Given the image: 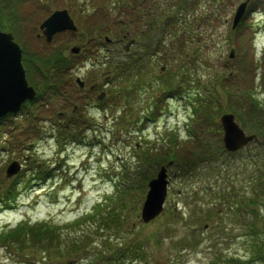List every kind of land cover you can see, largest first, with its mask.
<instances>
[{
  "label": "rangeland",
  "instance_id": "374dc122",
  "mask_svg": "<svg viewBox=\"0 0 264 264\" xmlns=\"http://www.w3.org/2000/svg\"><path fill=\"white\" fill-rule=\"evenodd\" d=\"M245 1L143 0L162 29L155 39V31L146 37L145 26H131L140 41L134 53L143 46L138 35L143 32L147 45L158 43V57L150 49L146 56L152 60L144 59V50L136 59L137 54L126 55L127 42L116 43L109 47L116 53L108 65L107 50L95 54L90 45L77 67L68 62L52 86L44 89L39 70L30 75L31 85L42 86V97L0 122V264H264V144L229 154L222 143L226 114L264 143L250 116L254 105L264 112V0H252L234 29ZM42 4L28 0L16 6L17 41L32 62L36 53L59 51L67 57L71 47L80 46L70 34L58 35L51 45L39 37L40 25L56 10L67 9L80 34L93 20L94 26L110 24L114 38L130 16L126 0ZM89 14L93 18L86 19ZM102 35L101 41L108 33ZM108 69L115 75L105 79L94 73ZM86 74L94 76L80 91L75 80L85 81ZM93 80L98 88L91 95ZM74 107L81 136L76 141L83 143L65 139L61 150L55 138ZM169 146L175 169L169 173L165 209L143 224L141 180ZM13 163L20 172L7 178ZM50 170L47 178H36ZM119 189L124 194L115 196ZM108 198L117 200L113 207L119 217L108 228L103 218L100 230L93 223L99 219L87 216L98 205L110 206ZM23 222L51 226L60 235L58 243L46 251L2 238L26 229ZM77 235L88 237L68 258L65 239ZM256 241L263 244L262 263L250 261Z\"/></svg>",
  "mask_w": 264,
  "mask_h": 264
},
{
  "label": "water",
  "instance_id": "95a60500",
  "mask_svg": "<svg viewBox=\"0 0 264 264\" xmlns=\"http://www.w3.org/2000/svg\"><path fill=\"white\" fill-rule=\"evenodd\" d=\"M246 6L247 2L241 4L237 10L233 23L234 28L243 17ZM41 29L48 43L58 33L76 32L77 30L67 11L53 13L44 22ZM72 52L78 53L79 50L73 49ZM83 86V83L80 82V87ZM36 98V92L28 86L26 81L22 66V48L15 42L11 33L0 31V119L8 114L18 113L24 102H33ZM221 123L224 131V146L230 153L236 152L256 140L254 136H246L232 115L223 116ZM20 169L18 163H13L7 171V177L11 178L17 175ZM168 185L167 171L165 167H162L156 178L148 183V192L141 210L143 223H149L163 211Z\"/></svg>",
  "mask_w": 264,
  "mask_h": 264
},
{
  "label": "trees",
  "instance_id": "16d2710c",
  "mask_svg": "<svg viewBox=\"0 0 264 264\" xmlns=\"http://www.w3.org/2000/svg\"><path fill=\"white\" fill-rule=\"evenodd\" d=\"M15 0H0V28L6 31H10L12 33H15V24L14 21L17 20L15 17V11H13L12 8H8V3H12ZM89 18V17H88ZM99 29V25L95 27L94 30H98ZM95 32V31H93ZM92 32V33H93ZM37 59V56H35V60ZM37 64H42L43 67L47 68V70H49V73H53V72H57L60 71L59 69L64 65L65 61H64V57L61 54H52L49 55L47 57H41L37 62H35ZM54 78V76H52ZM50 80V78H48ZM247 109V108H246ZM248 110V109H247ZM251 110V117L254 119L253 126L257 128V131L259 132L260 135L264 136V112L262 111V107L261 109L257 112L255 105L250 109ZM81 124L83 125V121H80ZM84 126V125H83ZM77 129H78V123L76 124H68L66 127L61 128V130L59 129L58 131V137L61 134V138L57 137V144L58 147L60 149H62L65 145L62 144V142L66 139H70L73 140L74 142L76 140H79L81 138L80 135H78L77 133ZM263 130V131H262ZM264 144V143H262ZM64 145V146H63ZM175 145V144H174ZM172 148L169 146L167 149L164 148V150L162 151V153H160L159 155H157L156 157L160 156L155 162L157 163V165L155 166V168H158L159 166L168 164L169 162H171V159L168 160V155L171 152ZM202 152H205L202 151ZM149 163H151L152 161H148ZM50 171H48L46 174L43 172L41 173L38 178H44V176L47 178L48 174ZM154 171H150L148 170V172L145 173V175L143 176L142 180H141V190L142 192L145 191V186H146V182H148L149 179H151L153 177ZM264 187V186H263ZM122 195L124 194V191H122L121 189H119V191L117 192V195ZM111 199L108 198V203L110 206H108L106 209H103L102 205H98L93 214L89 215V217L87 216V218H98L99 222H93L94 224H97L99 229L102 230L103 226L102 225V220L103 218H106L105 220H107V228L109 227L110 223L112 220H116V216L119 217L116 209L113 207V205L115 203H117L116 201L110 202ZM104 210V211H103ZM80 219H78L76 221L79 222ZM72 224L73 225H76ZM113 224H116V222H113ZM24 226H26L27 228L24 229L22 227V230H15V231H11L9 235H2V238L4 237H8L14 241V242H26L29 245H31L32 247H36V248H40V249H46L49 248V246L58 243L59 241V237L60 235H58L57 231L53 228H51V226L48 225V227L42 223L40 224H36L33 227L30 226L29 223H25ZM253 234H255L256 239L259 238V234L260 233H256L255 231H253ZM88 237V235H77L74 238H66V248H65V254L68 258L72 257V255L77 254L78 252H80L82 244H83V240L84 238ZM262 246L263 244L260 241H256L255 244L252 246L253 249V253L254 255L258 258L261 259L259 257V255L261 254V257L263 255L262 253ZM85 249V248H84ZM131 249L129 248L128 251H130ZM78 251V252H77ZM125 256H127V254H123V258H125Z\"/></svg>",
  "mask_w": 264,
  "mask_h": 264
},
{
  "label": "flooded vegetation",
  "instance_id": "af4514ba",
  "mask_svg": "<svg viewBox=\"0 0 264 264\" xmlns=\"http://www.w3.org/2000/svg\"><path fill=\"white\" fill-rule=\"evenodd\" d=\"M133 6L136 7L137 9L135 10V8H133ZM128 8H129V14H130L129 17L130 18L128 17L127 24L129 25V27L127 26V24L124 26V30L122 32V35L119 34V36H121V39L120 40L117 39V37H118V35H117L116 39L118 41L108 42L106 39H103V41H101L103 35L98 32L94 36H92L90 39H87L86 42H85V44H82L81 45L82 52H81L80 55H70L66 60H69L71 58H73L71 60L79 59L80 56H82L83 54H86V52L88 51V46L89 45H94L93 46L94 47L93 51L95 52V54H101L99 52V50H98L101 47L102 48H105L107 50L106 55H104V56H106L104 58V61H107L108 62L109 59H110V57H113L114 54L116 53L115 51H113L109 47L115 46L116 45V42H117V45H123V44H125L127 42L126 45H125L126 55L127 56H133L134 57V54H135L134 53V49H135L136 46H138V42H139V45H140V41H139V39H137V36L134 35L135 33L132 31L133 28H130L131 25L135 24L138 21V19L140 20V24H141V20H142L141 18L144 17L145 20H144V23H143L144 25L143 26H145V28L147 26H151V28H153V29L155 28L156 29V27L158 26V20L156 18H154V16L152 15V13L150 11V9L152 8V6L151 5L146 6L143 3V0H141V1L140 0L130 1V3L128 4ZM137 12L139 13L138 15H137ZM148 13H150L149 21H147V19H146V15ZM103 27H105L106 29H109V30L111 29L110 28V24L103 25ZM150 32H152V30ZM150 32H148V34L145 33V34H147L146 37L152 36L150 34ZM142 33H140L138 35H140V40H141V42H143V46L141 47V51L140 52H142L143 50L145 51V53H144V59L146 58V59H151L152 60L153 56L150 55L148 58L146 56L147 53L149 54L150 49H154V51H155L154 52V55L158 57L159 56V53L158 52H160V48L158 46V43L155 40V43L154 44H152V42H151L149 45H147V40L143 37L145 35H143ZM158 35H159V30L156 29L155 30V39H157V36ZM39 37L42 38V35L40 34ZM93 39L95 41L94 43H92V40ZM132 41L134 43H132ZM91 55H92V53H91ZM155 56H154V58H156ZM142 58H143V56H140L139 57V59H142ZM27 63L30 64V63H32V61L28 60ZM75 67H77V65H75L74 68ZM84 78L87 79L88 78V74H86L84 76ZM92 87H93V90H89V92L92 93L91 95H93L94 92L97 91V88L98 87H97L96 81L94 82V84L92 85ZM85 88H86V86H85Z\"/></svg>",
  "mask_w": 264,
  "mask_h": 264
}]
</instances>
